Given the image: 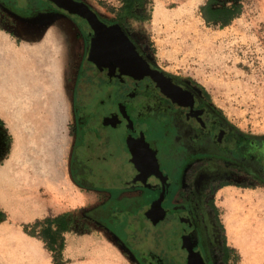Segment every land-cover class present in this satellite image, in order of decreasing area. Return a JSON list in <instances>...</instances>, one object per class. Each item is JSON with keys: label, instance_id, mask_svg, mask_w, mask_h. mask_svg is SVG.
I'll list each match as a JSON object with an SVG mask.
<instances>
[{"label": "rangeland", "instance_id": "374dc122", "mask_svg": "<svg viewBox=\"0 0 264 264\" xmlns=\"http://www.w3.org/2000/svg\"><path fill=\"white\" fill-rule=\"evenodd\" d=\"M79 1L107 21H115L122 6V0ZM207 2L146 0L136 18H127L124 23L159 66L203 86L212 103L239 130L264 136V0H217V6L241 9L239 16L224 28L204 20L201 9ZM181 11L185 13L177 15ZM84 55L83 39L71 19L29 22L7 10L0 11V75L4 74L0 78V173L8 170L10 163L17 172L38 168L46 171L41 176L45 203L37 214H28L16 202L11 206L0 184V222H10L18 231L37 222L41 229L35 231H43L47 218L91 205L97 199L96 193L81 189L72 180L74 89ZM4 77L8 79L2 84ZM125 131L115 132L118 134L112 136L110 146V152L117 155L115 165L120 168L129 165ZM141 151H146L143 146ZM146 153L156 165L151 153ZM253 184L247 179L230 178L225 186L208 193L207 200L217 214L218 244L226 239L223 251H241L229 241L226 219H231L232 226L234 221L240 223V231L248 234V241L255 240L251 232L258 230V221L264 219V187ZM52 190L59 200L50 194ZM222 190H228L229 195L222 194ZM233 200L237 206H233ZM64 244L66 250L58 251L56 263L138 264L119 241L96 224H80L66 235ZM174 244L172 248L176 250ZM214 253L220 263L218 250ZM240 262L237 253L228 264Z\"/></svg>", "mask_w": 264, "mask_h": 264}, {"label": "flooded vegetation", "instance_id": "af4514ba", "mask_svg": "<svg viewBox=\"0 0 264 264\" xmlns=\"http://www.w3.org/2000/svg\"><path fill=\"white\" fill-rule=\"evenodd\" d=\"M2 10L29 22L69 18L83 39L72 180L97 199L73 218L107 230L138 264H189L191 251L205 264H228L207 196L236 177L264 187V136L239 130L203 86L159 66L120 21H107L92 9L130 47L120 53L123 60L104 61L92 53L96 32L88 20L52 0H0ZM121 129L129 139L124 168L110 152L112 136ZM154 205L160 212L148 216Z\"/></svg>", "mask_w": 264, "mask_h": 264}, {"label": "crops", "instance_id": "0c3cea01", "mask_svg": "<svg viewBox=\"0 0 264 264\" xmlns=\"http://www.w3.org/2000/svg\"><path fill=\"white\" fill-rule=\"evenodd\" d=\"M162 13L163 12L161 13L159 12L158 14L162 15ZM184 13L185 11L184 12L181 11L177 15L182 16ZM3 75L4 74H1L0 78ZM6 78L7 77H4V79ZM4 83H5V80L2 84ZM14 170H15L14 164L10 163L9 169L3 171L4 173L3 172L0 173V178L4 179L3 174H6L5 180H9V183H10L9 186L3 187L2 185V189L4 190V191L2 190L4 192V193L2 192V195L4 196L6 195L5 200L7 201L9 200L8 203L11 204V206H14V202H16L17 205L19 206L21 205L22 207L24 206L25 207L24 211L27 212L28 214H31V215L37 214L39 211V206H43V204L45 203V198H44L46 197L45 191H44L45 183L42 182L41 176H42V172L46 174V171L45 170L42 171L40 168L33 170V172H30V171L24 172L23 170L22 172L21 171L17 172ZM53 170L55 173V170L57 169L53 168ZM58 171L59 170H57V173ZM222 191H224L222 194H224L225 196L229 195L228 190H222ZM16 192L18 193V195ZM11 195L13 197H11ZM15 197L16 199H14ZM51 201H56V200L51 199ZM232 204L233 206L238 205L234 200ZM65 212H68V211H65ZM31 215L27 216V218L25 219L30 218ZM59 215L52 216L51 218L52 219L56 218ZM13 217L15 218L16 216L13 214ZM66 220L67 222L72 224L67 230L62 231L60 229V226L57 224H46L45 227L43 228V231L35 232L34 236L31 235L30 233L25 232V230H21V231L16 230V228L12 226L10 222H5V221L0 222V264H11L6 259L10 256V254H8L9 252L8 250L16 251V254L18 256L16 264H33V263L34 264H54L53 255L57 254L58 251L66 250L65 244L62 250L60 248L61 245L65 243L66 241V235L71 234L74 230L79 228L78 221L74 219L73 217L71 216L67 217ZM225 223L227 224V236L229 238V241L234 246H238V248L241 250L238 252L229 251L231 256H230V260L228 263H231L232 257L234 256V254L237 255V253H239L241 256V262L239 264H252V260L250 258L251 252L262 251L264 247V226H263L264 219H260L258 221V224H259L258 230L254 228L251 232V236L256 235V237L252 236L255 239L254 242L251 240L248 241L249 240L248 234L246 235L242 234L243 232L240 231V227H241L240 223L236 224V222L234 221L233 226H232L231 219H226ZM84 226L85 225H82V227ZM36 229L39 230L41 229V227L36 228ZM29 231H31L30 228H29ZM243 237L247 239H243ZM258 239L260 240V242L258 241ZM25 246H28V247H25ZM21 255L23 257H21ZM37 258H39L42 262L38 263L36 261Z\"/></svg>", "mask_w": 264, "mask_h": 264}, {"label": "trees", "instance_id": "16d2710c", "mask_svg": "<svg viewBox=\"0 0 264 264\" xmlns=\"http://www.w3.org/2000/svg\"><path fill=\"white\" fill-rule=\"evenodd\" d=\"M146 0H122V6L121 10L119 11V14L116 18L115 21H120L122 23L125 22L127 18H133L135 19L137 16V11L141 8H143ZM217 0H208V2L202 7L201 13L206 21L207 24H218L220 27L224 28L228 25H230L237 16L240 14V7L234 6V5H221L217 6ZM125 24V23H124ZM82 209L80 210H70L68 212H65L56 218H47L46 219V224H57L60 226V229L62 231L67 230L72 224L67 222L66 218L67 217H73L75 214H78L81 212ZM39 222L37 224H34L33 227L30 225L25 226V232L30 233L31 235H35V230L36 228H39ZM80 225V224H78ZM29 228L31 231H29ZM225 238V237H224ZM61 250L64 248L63 244L61 245ZM227 248L226 244V239H225V246L224 249ZM52 250V249H51ZM54 252V251H53ZM55 255H53V261L55 264H61V263H56L55 261ZM231 254L228 251V255L226 256L225 260L229 261L230 260Z\"/></svg>", "mask_w": 264, "mask_h": 264}, {"label": "water", "instance_id": "95a60500", "mask_svg": "<svg viewBox=\"0 0 264 264\" xmlns=\"http://www.w3.org/2000/svg\"><path fill=\"white\" fill-rule=\"evenodd\" d=\"M52 1L69 13L77 14L88 20L96 32V38L92 41V53L95 50L100 60L106 61V59H114V57L120 58V61L124 59L120 53L127 52V48L130 47L120 40L113 29L103 23L87 4L75 0ZM154 208L155 205L148 212V216L153 213ZM189 264H205V262L199 252L191 251Z\"/></svg>", "mask_w": 264, "mask_h": 264}, {"label": "bare ground", "instance_id": "6f19581e", "mask_svg": "<svg viewBox=\"0 0 264 264\" xmlns=\"http://www.w3.org/2000/svg\"><path fill=\"white\" fill-rule=\"evenodd\" d=\"M59 2H61V0H58ZM5 80V82H7V78L6 79H4ZM146 165L147 166H151V167H156L155 165H153L151 162H149V161H147L146 162ZM4 173V172H3ZM3 177H4V179H1L0 178V184H1V186L3 185V187L4 186H9L10 185V183H9V180H5V178H6V174H3ZM53 185V184H52ZM11 190V189H10ZM4 191V190H3ZM9 192V191H8ZM7 192V193H8ZM17 193V192H16ZM50 194L52 195L53 194V196H55L56 198H57V200H59V195L57 194V193H55V190H52V191H50ZM10 195V194H9ZM14 195V194H13ZM17 195H18V193H17ZM6 196V195H5ZM16 196V195H15ZM11 197H13L12 195H11ZM11 199V198H10ZM13 199V198H12ZM14 199H16V197L14 198ZM34 200V199H33ZM9 201V200H8ZM17 201H18V199H17ZM36 204H37V202H36ZM11 205V204H10ZM25 205V204H24ZM21 207V206H20ZM19 207V208H20ZM32 207V206H31ZM22 210V209H21ZM30 211V210H29ZM157 212H160L159 211V209H158V207L156 206L155 208H154V210H153V215H158L157 214ZM27 220V219H26ZM263 226H264V223H263ZM3 230V229H2ZM2 233H3V231H2ZM9 235H11V234H9ZM13 238V237H12ZM17 238V237H16ZM20 238V237H19ZM23 238V237H22ZM14 240V239H13ZM21 240V239H20ZM10 241V240H9ZM12 241V240H11ZM15 245H17V244H15ZM22 246V245H21ZM17 247V246H16ZM20 247V246H19ZM24 247V246H23ZM22 247V248H23ZM25 247H28V246H25ZM19 249V248H18ZM24 250V249H23ZM9 251V254H10V261L9 260H7L9 263H11V264H16L17 263V258H18V256H17V254H16V251H10V250H8ZM20 251V250H19ZM29 251H31V250H29ZM25 252V251H24ZM23 252V253H24ZM22 254V253H21ZM27 254H28V252H27ZM25 255V254H24ZM21 257H23L22 255H21ZM250 258H251V260H252V263L253 262H257V264H261L263 261H264V247H263V250L262 251H253V252H251V256H250ZM26 261V260H25ZM38 263H40V262H42L39 258H37V260H36ZM44 261V260H43ZM32 263V262H31ZM44 263V262H43ZM34 264V263H33Z\"/></svg>", "mask_w": 264, "mask_h": 264}]
</instances>
